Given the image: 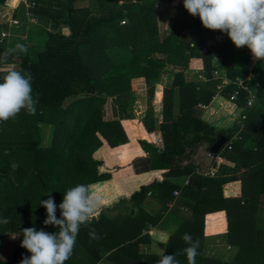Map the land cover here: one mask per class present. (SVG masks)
<instances>
[{
  "label": "trees",
  "instance_id": "trees-1",
  "mask_svg": "<svg viewBox=\"0 0 264 264\" xmlns=\"http://www.w3.org/2000/svg\"><path fill=\"white\" fill-rule=\"evenodd\" d=\"M27 1L44 36L41 46L21 54L7 49L0 37V64L20 57L18 70H0L3 85L11 87L0 92V246L6 232L17 235L11 259L0 264H84L83 259L73 262L77 249L86 256L85 264L103 258L149 264L157 255L143 257L139 238L161 215H149L142 204L155 190L161 198L171 193L169 179L178 175H189L198 193L190 215L168 236L159 264H264V49L249 67L254 42L225 29L257 21L261 0H229L230 14L209 0H178L170 31L162 38L157 4L170 0ZM160 53L181 66L199 55L208 75L213 56L227 60L230 81L223 92L229 98L237 91L233 102L245 108L241 124L230 131L198 119L192 110L199 101L196 83H184L182 73H175L180 110L173 113L174 95L164 88L163 147L140 141L152 150V169H166L163 180L121 195L119 203L131 202L134 214L110 217L104 205L91 213L88 186L113 178L117 169L103 158V142L116 146L127 140L118 120H103L101 105L106 96L126 91L132 77L147 82L157 77L164 66ZM251 91L255 102L247 106ZM39 122L53 125L47 146L41 145ZM221 135L230 148L225 145L212 156L231 161L232 175L196 173L198 149L209 151ZM228 181L239 183L238 194L224 192ZM214 210L225 211L229 242L238 246L231 261L202 252L204 216Z\"/></svg>",
  "mask_w": 264,
  "mask_h": 264
},
{
  "label": "crops",
  "instance_id": "crops-1",
  "mask_svg": "<svg viewBox=\"0 0 264 264\" xmlns=\"http://www.w3.org/2000/svg\"><path fill=\"white\" fill-rule=\"evenodd\" d=\"M23 2L24 0H5L0 5V37L4 40V45L7 49H12L21 54H24L32 46H41L40 38L42 37L40 34L41 29L38 30L40 28L38 26L39 23L35 18L30 16L28 7ZM209 2L214 6L225 9L227 14L234 11V6L229 3V0H209ZM177 4L178 0L161 1L157 4V22L161 38L166 36L170 31ZM225 19L229 21L230 16L226 15ZM260 28L261 22L257 20L243 23L242 27H239L238 24L226 27L225 29L229 32L241 35L245 34L247 37L243 36L248 41H252L253 37L261 32ZM33 30L35 33H33ZM2 33L5 35L3 36ZM28 35L31 37V43L26 40ZM205 50L206 48L203 47L200 52L204 53ZM157 56L164 60L163 69L157 77L152 78L148 82L143 76L132 77L126 91L106 96L101 105L103 120H118L125 131L127 140L125 143L116 146H110L105 141L103 142L101 148L103 158L109 166L113 168L117 167V169L113 173V178L88 186V205L91 213H94V209L96 212L104 205L103 208L105 209L103 213L110 217H114L121 212H133L132 214H134L136 213V208H132L131 202L119 203L121 195L131 193L140 184L163 180L166 169H152V150L144 149L140 141L143 140L148 145L156 148L161 149L163 147V138L159 125L163 120L164 88L171 89L174 95L172 103L173 113L176 115L180 110L179 91L181 88L180 84L173 85L175 73H182V81L184 83H196L194 90L197 92L199 101L192 110L198 119L212 125L216 129L230 131L235 128L236 123L241 124L245 108L230 101L223 92L225 85L230 80L227 77V60H223L221 55L212 57L210 75L205 73L204 63L199 55H193L182 66L180 64H173V62H166L167 53H160ZM15 58L17 59L13 63L0 64V70H18L20 68V57L16 55ZM256 58L252 53L249 67L254 63ZM232 63L235 66H240L242 62L233 59ZM236 77H238L237 85L241 82V85L244 87V82L239 78L240 76ZM247 77H251V74L249 73ZM222 81H226V83L223 84L222 89H219L218 85ZM0 87V92L11 90V87L3 85L1 79ZM251 94L254 95L253 91H251ZM67 102L68 100L65 104ZM41 125L44 126L43 130L46 128L48 132L52 126L49 123L39 122L38 126L41 127ZM40 134L44 138L45 131L41 130ZM51 135L52 133L47 136L46 140L41 139V145L47 146L50 143ZM235 135H237V132L233 137ZM193 160L197 163L196 173L200 175H205L211 170L216 171L217 175L223 170L224 173L222 174L225 177L232 175L230 169L233 163L229 160H223L218 155L212 156L210 150L208 151L204 146L198 149V153L193 157ZM187 161L188 159L184 162ZM209 176L212 177L214 175ZM169 182L171 185L169 188H172L171 193L161 198L155 190L153 193L150 192L147 195L142 204L143 209L149 215L152 216L156 213H160L161 215L155 224H148V227L143 230L139 238V253L143 257L157 255L156 258L149 261V264H159L158 257L162 256L165 252L168 236L176 231L184 219L190 215V208L198 193V187L196 184H191L189 175L171 177ZM223 189L229 195H236L239 193V183L237 181H228L224 184ZM10 234L16 237L15 241H12V249L14 251L17 235L6 232L0 246V259L10 260L12 257L13 251L9 252V259H4V254H2L4 240ZM237 249L238 246L231 244L228 239V223L225 211L214 210L207 213L204 216L203 226V254L223 261H231ZM75 252L72 255L73 262L77 263L78 259H83L85 264L86 256L84 253L78 249ZM142 261H145V259H142ZM97 264L114 263L103 258Z\"/></svg>",
  "mask_w": 264,
  "mask_h": 264
},
{
  "label": "built area",
  "instance_id": "built-area-1",
  "mask_svg": "<svg viewBox=\"0 0 264 264\" xmlns=\"http://www.w3.org/2000/svg\"><path fill=\"white\" fill-rule=\"evenodd\" d=\"M24 2L26 3L27 7H29L30 5L33 4V3L28 2L27 0H24ZM31 17H33V16H31ZM258 21L261 22V28H260L261 32L258 35H255L252 39V42H254L253 55L255 57L261 56L263 53V49H264V0H261V4H260V8H259ZM124 22H125L124 20L121 21V23H124ZM239 27H242V24H239ZM2 35L4 36L5 34L2 33ZM225 83H226V81H222L221 84L218 85V88L222 89L223 84H225ZM241 84L242 83L240 82L238 85L240 87H243V85H241ZM236 94H237V91H235L233 94H231L228 99L230 101H233ZM253 102H254V96L251 94L250 97L248 98L247 102H246V105L251 106L253 104ZM225 145H227V147L230 148V141L227 140ZM215 173H216V171L211 170L207 174L215 175ZM175 194H177V192H175Z\"/></svg>",
  "mask_w": 264,
  "mask_h": 264
},
{
  "label": "rangeland",
  "instance_id": "rangeland-1",
  "mask_svg": "<svg viewBox=\"0 0 264 264\" xmlns=\"http://www.w3.org/2000/svg\"><path fill=\"white\" fill-rule=\"evenodd\" d=\"M24 3V2H23ZM30 26H32V25H30ZM32 29V28H31ZM30 29V30H31ZM49 30H53V28H51L50 26H49ZM62 30H63V32H68V29L67 28H62ZM33 33H35V31L33 30ZM44 36H42L41 38H40V43L42 44V42L44 41V38H43ZM26 40L29 42V43H31V37H30V35H28L27 36V38H26ZM17 58H15V60H16ZM19 60V59H18ZM1 88V87H0ZM40 127V126H39ZM43 127L44 126H42L41 125V127L39 128L40 129V131L42 130L43 132L45 131V136H44V138H42V136H41V139L43 140H46L47 139V136L48 135H50V133H52L51 131L53 130L52 128H53V125L50 127V129H49V132L47 131V129L46 128H44V130H43ZM52 136V135H51ZM15 239H16V237L14 236V235H12L11 236V234L9 235V236H7L6 238H5V240H4V249H3V251H2V254H4V259L6 258V259H9V252H12L13 251V249H12V246H13V242L12 241H15Z\"/></svg>",
  "mask_w": 264,
  "mask_h": 264
},
{
  "label": "water",
  "instance_id": "water-1",
  "mask_svg": "<svg viewBox=\"0 0 264 264\" xmlns=\"http://www.w3.org/2000/svg\"><path fill=\"white\" fill-rule=\"evenodd\" d=\"M243 35H245V34H243ZM250 38H251V36H250ZM226 142H227V137L225 135L219 136L218 139L211 145L210 152L212 154H217L219 151L222 150V148L224 147Z\"/></svg>",
  "mask_w": 264,
  "mask_h": 264
}]
</instances>
